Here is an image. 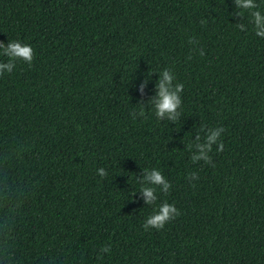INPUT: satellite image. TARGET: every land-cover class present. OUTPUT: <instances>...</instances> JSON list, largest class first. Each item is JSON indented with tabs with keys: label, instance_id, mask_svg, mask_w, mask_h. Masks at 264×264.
<instances>
[{
	"label": "trees",
	"instance_id": "trees-1",
	"mask_svg": "<svg viewBox=\"0 0 264 264\" xmlns=\"http://www.w3.org/2000/svg\"><path fill=\"white\" fill-rule=\"evenodd\" d=\"M252 11L0 0V42L33 48L0 74V264H264V39ZM165 69L183 85L172 118L155 111ZM211 128L223 131L194 160ZM153 169L167 191L145 180ZM165 201L179 215L146 231Z\"/></svg>",
	"mask_w": 264,
	"mask_h": 264
},
{
	"label": "clouds",
	"instance_id": "clouds-1",
	"mask_svg": "<svg viewBox=\"0 0 264 264\" xmlns=\"http://www.w3.org/2000/svg\"><path fill=\"white\" fill-rule=\"evenodd\" d=\"M237 4L243 9H252V16L254 18V28L256 36L264 39V15L257 10L255 0H237ZM0 56H7V61H0V74L11 73L15 67L17 60H22L31 63L33 59V48L30 44L25 43L19 39H9L6 43L0 42ZM173 76L165 69L162 71L159 82L157 84V92L155 96V111L158 117H163L166 114L169 118L176 115L177 109L181 104L180 92L183 85L177 83L172 86ZM205 136V143L198 144L200 151L193 156V159H208L207 152L211 150L212 144L217 141L222 128L207 129ZM199 139V138H198ZM223 145L218 146L222 148ZM103 174V169H100ZM145 180L149 181L151 185H161L162 189L167 191L170 187L165 177L161 174L159 169L151 170L146 176ZM143 196L146 203L151 204L156 199L155 191L152 186H143ZM179 215V210L174 204L167 201L157 205L153 211L146 216L143 228L147 231L150 228L161 229L166 222ZM104 251H108L107 248Z\"/></svg>",
	"mask_w": 264,
	"mask_h": 264
}]
</instances>
